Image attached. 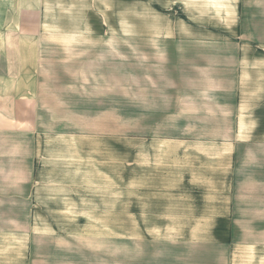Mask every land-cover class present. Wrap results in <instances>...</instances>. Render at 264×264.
I'll use <instances>...</instances> for the list:
<instances>
[{
  "label": "crops",
  "instance_id": "1",
  "mask_svg": "<svg viewBox=\"0 0 264 264\" xmlns=\"http://www.w3.org/2000/svg\"><path fill=\"white\" fill-rule=\"evenodd\" d=\"M31 3L0 0V223L20 232L33 226L38 145L81 132L61 119L124 115L125 46L103 43L101 33L47 29L45 0ZM236 49L169 41L136 48V118H149L146 131L165 146L156 185L150 175L136 193L152 214L136 217L147 222L138 227L264 228V144L249 150L238 139L264 123L246 127ZM231 240L161 242L142 264H230ZM58 250L47 260L69 264L77 255Z\"/></svg>",
  "mask_w": 264,
  "mask_h": 264
},
{
  "label": "rangeland",
  "instance_id": "2",
  "mask_svg": "<svg viewBox=\"0 0 264 264\" xmlns=\"http://www.w3.org/2000/svg\"><path fill=\"white\" fill-rule=\"evenodd\" d=\"M43 7L47 29L101 33L103 43L125 46L124 115L62 118L81 132L38 145L33 226L20 232L1 221L0 264H53L46 256L59 248H75L69 264H142L151 246L165 247L161 242L229 239L230 264H264V228H140L147 222L136 218L152 215L142 210L148 205H136V193L149 186L150 175L156 185L165 150L146 131L154 128L149 118H136V48L163 41L237 46L246 127L264 123V0H45ZM254 126L261 131L238 138L249 150L264 144V125ZM139 238L156 242L136 244Z\"/></svg>",
  "mask_w": 264,
  "mask_h": 264
}]
</instances>
